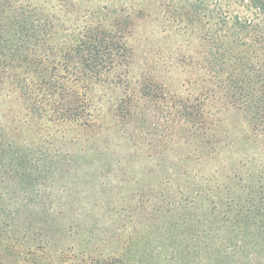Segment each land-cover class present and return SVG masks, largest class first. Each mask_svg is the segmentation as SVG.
I'll return each mask as SVG.
<instances>
[{"label":"rangeland","instance_id":"rangeland-1","mask_svg":"<svg viewBox=\"0 0 264 264\" xmlns=\"http://www.w3.org/2000/svg\"><path fill=\"white\" fill-rule=\"evenodd\" d=\"M83 4L140 12L91 86L95 128L53 142L70 168L47 175L32 198L0 202L5 238L39 264H79L72 242L88 237L104 253L129 242L134 264H264V57L250 45L249 66L237 63L167 0ZM0 102L3 128L16 105L1 89ZM180 103L203 109L204 121L179 117ZM74 219L100 228L74 236Z\"/></svg>","mask_w":264,"mask_h":264},{"label":"trees","instance_id":"trees-1","mask_svg":"<svg viewBox=\"0 0 264 264\" xmlns=\"http://www.w3.org/2000/svg\"><path fill=\"white\" fill-rule=\"evenodd\" d=\"M74 1L0 0V89L16 105L13 107L16 116L7 121L11 125L4 122L6 125L2 128L4 119L0 121L2 203L8 198H32L39 193L37 187L47 180V175L51 177L59 170L70 168L71 159L56 149L53 142L56 137L65 139L76 128L84 131L95 128L98 111L91 109L94 106L91 86L100 82L101 64L111 47L124 44L140 12L132 13L131 7L125 5L88 7L83 4L84 0ZM167 1L188 21L201 24L207 39L230 53L229 57L237 63L249 66L245 48L250 45L264 57V0ZM232 5L242 6L248 12L234 11L230 9ZM80 10L83 13L73 17ZM142 87L147 96L158 97L148 85ZM178 108V116L185 121L199 123L205 119L201 108L190 112L181 103ZM92 138L96 136L87 135L83 141ZM49 159L54 161L45 165ZM82 165L76 164L78 168ZM115 209L116 212L122 209L117 200ZM5 222L0 219V264H19L21 259L39 264L38 256L22 254L15 239L5 238L2 224L11 226ZM82 222L77 219L71 222L72 235L84 228V232L90 233L86 229L92 227L89 223L100 228L94 221ZM90 238L85 243L80 238L73 240L70 251L74 261L134 264L127 253L129 238L124 247L108 253H104L100 244L90 248Z\"/></svg>","mask_w":264,"mask_h":264}]
</instances>
